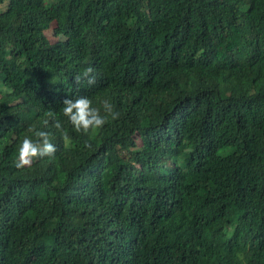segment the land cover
Segmentation results:
<instances>
[{
	"label": "trees",
	"instance_id": "16d2710c",
	"mask_svg": "<svg viewBox=\"0 0 264 264\" xmlns=\"http://www.w3.org/2000/svg\"><path fill=\"white\" fill-rule=\"evenodd\" d=\"M3 3L0 264H264V0Z\"/></svg>",
	"mask_w": 264,
	"mask_h": 264
},
{
	"label": "clouds",
	"instance_id": "9594fccd",
	"mask_svg": "<svg viewBox=\"0 0 264 264\" xmlns=\"http://www.w3.org/2000/svg\"><path fill=\"white\" fill-rule=\"evenodd\" d=\"M53 23H55V22H53ZM52 25V24H51ZM55 26H56V24H55ZM55 26H54V28H55ZM55 33V32H54ZM49 38H51L50 36H49ZM51 39H53V38H51ZM53 40H56V39H53ZM74 130H76V131H82V132H85V131H83V129H82V125L80 124V126H79V128H75V127H72ZM49 142H50V144H51V147H52V151H51V155H50V157H54L57 153H58V151H59V146H58V143L56 142V141H54V140H52V141H50L49 140ZM25 159H27V158H25ZM28 160V159H27ZM29 162V161H28ZM30 163V162H29ZM89 165V160H85L84 162H79L78 164H77V166L79 167V171H74L73 173H72V175H74V176H77V177H88L89 176V172L88 171H86V170H82V168L84 167V166H88ZM81 172V173H80ZM79 173H80V175H79Z\"/></svg>",
	"mask_w": 264,
	"mask_h": 264
},
{
	"label": "rangeland",
	"instance_id": "374dc122",
	"mask_svg": "<svg viewBox=\"0 0 264 264\" xmlns=\"http://www.w3.org/2000/svg\"><path fill=\"white\" fill-rule=\"evenodd\" d=\"M50 0H45L46 3H49ZM6 7V4L3 3V4H0V12L2 11V9H4ZM54 26H55V23H52L51 25V31H46V34L49 35L51 38L53 39H58V35H56L54 33ZM62 37H64V35H62ZM256 262V261H255ZM251 262V264H258L257 262Z\"/></svg>",
	"mask_w": 264,
	"mask_h": 264
}]
</instances>
